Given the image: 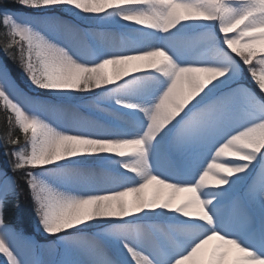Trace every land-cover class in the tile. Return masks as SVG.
Here are the masks:
<instances>
[{"label":"snow or ice","instance_id":"snow-or-ice-1","mask_svg":"<svg viewBox=\"0 0 264 264\" xmlns=\"http://www.w3.org/2000/svg\"><path fill=\"white\" fill-rule=\"evenodd\" d=\"M11 2L0 51L26 86L0 62L6 264H264V0ZM85 97L93 119L66 112ZM19 180L60 259L6 222Z\"/></svg>","mask_w":264,"mask_h":264},{"label":"trees","instance_id":"trees-1","mask_svg":"<svg viewBox=\"0 0 264 264\" xmlns=\"http://www.w3.org/2000/svg\"><path fill=\"white\" fill-rule=\"evenodd\" d=\"M7 6L13 9H17L19 6L12 3L11 0H7ZM2 31V29H0ZM0 39H3L0 37ZM0 59L6 65L7 70L11 74V76L23 86L24 81H22V74L20 68L15 64L11 59H8L2 51H0ZM24 87V86H23ZM6 114L0 110V152L5 154L6 148L3 143V137L5 133L8 131V126L5 122ZM15 135H20L19 132H16ZM22 142V137H21ZM12 145H7V151L11 152ZM3 154V155H4ZM0 156V167H4L6 164V159ZM6 156V155H5ZM9 157V156H6ZM9 159V158H7ZM19 179V176H17ZM20 184V195L19 199L10 200L8 207L5 210V220L8 224H10L17 231H22V233H30V229L32 227V222L36 220L34 212H33V204L31 198L29 196V192L27 187L25 186L23 180H19ZM24 233V234H25Z\"/></svg>","mask_w":264,"mask_h":264},{"label":"rangeland","instance_id":"rangeland-1","mask_svg":"<svg viewBox=\"0 0 264 264\" xmlns=\"http://www.w3.org/2000/svg\"><path fill=\"white\" fill-rule=\"evenodd\" d=\"M22 81H24L23 76H22ZM22 83L23 86L25 87L26 86L25 81ZM42 99L48 101L49 103H61V101L58 98L46 94L42 95ZM63 106L69 115H75L79 118L86 120L93 119L94 114L96 112L94 105L90 103L89 98L87 97L75 101H63ZM3 154L4 153L0 152V156H2ZM3 157L6 160L11 159L10 156L6 157L5 154L3 155ZM92 170L94 172V175L89 176L88 179H90L92 182H101L104 179L101 170L95 168L94 166H92ZM19 233H21L25 238H27L28 242L33 245V248L31 249V257L33 259L49 261L52 259L61 258L60 256L57 255V246L54 244L55 238L48 237L40 233L36 227V220L32 222L30 233L24 232L25 233L24 234L22 233V231H20ZM14 246H18V245H14ZM0 264H6L5 258H3L2 256H0Z\"/></svg>","mask_w":264,"mask_h":264}]
</instances>
